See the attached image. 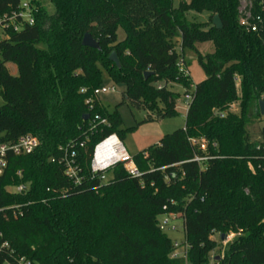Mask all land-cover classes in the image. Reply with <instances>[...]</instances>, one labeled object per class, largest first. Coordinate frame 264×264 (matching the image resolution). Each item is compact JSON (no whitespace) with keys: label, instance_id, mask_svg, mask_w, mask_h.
<instances>
[{"label":"trees","instance_id":"obj_1","mask_svg":"<svg viewBox=\"0 0 264 264\" xmlns=\"http://www.w3.org/2000/svg\"><path fill=\"white\" fill-rule=\"evenodd\" d=\"M23 1L0 0V18ZM241 1L49 0V12L29 0L33 23L6 29L0 40V141L31 134L39 146L10 156L0 177V264L21 257L31 264H209L220 253L212 230L237 234L221 264H264V127L259 138L249 131L264 97V31L240 25ZM191 11L207 13V21L188 20ZM86 33L98 49L82 45ZM205 42L214 51L202 55L196 46ZM185 51L196 54L205 78L188 94L184 127L132 155L140 177L121 163L105 180L92 176L95 145L113 133L123 139L117 106L142 108L147 121L176 114L170 86L190 84ZM102 72L125 87L113 111L98 97L92 108L86 103ZM235 101L238 112L229 109ZM70 146L82 175L76 185L61 161ZM195 155L208 158L197 163ZM19 184L23 192L7 190ZM162 214L184 220L186 259L170 257L175 248L159 229Z\"/></svg>","mask_w":264,"mask_h":264},{"label":"built area","instance_id":"obj_2","mask_svg":"<svg viewBox=\"0 0 264 264\" xmlns=\"http://www.w3.org/2000/svg\"><path fill=\"white\" fill-rule=\"evenodd\" d=\"M239 23L248 32H262L264 31V0H242L239 7ZM24 23H33L32 8L30 6L29 0H24L21 3L20 9L17 11H12L9 14L4 15L0 18V40L4 39L5 31L8 28H12L17 31L21 28ZM182 65V63H181ZM115 88L113 85H100L95 88L89 98H87L86 103L89 104V108H92L91 99L92 97H98L99 94L105 92H112ZM86 89L82 88L81 92H85ZM189 100V95L186 96V106ZM260 100H264L262 97ZM95 116V119H98ZM101 123H106L105 119L100 120ZM191 143L197 144L198 142L191 139ZM39 146V140L36 136L31 134H26L19 137L14 142L0 141V177L4 174L5 169L8 164V158L10 156H20L32 153ZM200 149H205V143L203 141L199 142ZM71 150L73 146H70ZM68 148H64L63 156L61 161L65 165V175L71 182L76 185L82 180L81 170L76 164L75 152L72 150L68 154ZM208 157L195 155L193 161L200 163L206 160ZM121 163L125 171L132 177H140L141 172L137 168L133 157L128 153L124 147L122 140L115 134H110L99 141L92 152V156L89 163V171L92 176L98 175L100 179L105 180V172ZM25 184H19L16 186H9L7 190L10 192L20 193L25 190ZM163 218L158 220V226L161 231H166L167 229L175 230L173 225H170V220L177 218L173 214H162ZM184 222V220H183ZM237 236L236 233L225 234L224 240H220V233H216L214 230L211 232V237L216 239L220 243V253L215 257L211 258L209 264H221L219 258L223 256V250L227 244ZM4 243L2 246H5ZM174 251L170 254L171 258H184L186 259V252L188 245L184 243L178 244L173 242ZM182 246V247H181ZM181 247V251L178 249ZM218 258V259H217ZM20 264H31L26 261L23 257L19 258ZM187 264V262H185Z\"/></svg>","mask_w":264,"mask_h":264},{"label":"rangeland","instance_id":"obj_3","mask_svg":"<svg viewBox=\"0 0 264 264\" xmlns=\"http://www.w3.org/2000/svg\"><path fill=\"white\" fill-rule=\"evenodd\" d=\"M181 0H172L173 7H177ZM40 2L47 8L49 12L54 10L53 5L49 0H40ZM187 19L193 22H206L207 13H194L188 12ZM124 38V31L122 27L117 29V39L122 40ZM198 52L202 55L212 53L214 51L213 44L211 42H205L197 44ZM185 62L187 65L188 74L190 76V84L188 87H184L177 83H172L170 89L177 96L176 100V114L171 117L158 118L156 114H153V120L147 121L146 117L148 112L142 108L130 107L126 104L117 106L118 112L123 121V139L122 143L129 154L135 155L149 146L159 142L160 138L169 134L177 129L184 127V119L186 114V96L194 90L197 83L205 78L204 71L197 61L196 54L192 51L184 52ZM1 59V56H0ZM6 68L8 72L16 76L18 71L17 67L13 63H7ZM101 85H113L115 90L112 92L101 93L98 96L100 103L105 106L108 111H113L116 105L122 99V92L125 87L121 83H113L106 72H102ZM237 96H240L239 82L236 83ZM4 104V100L0 95V106ZM230 110L238 112V101H235L230 105ZM264 127V115H260L257 122L250 126L249 131L254 138H259V129ZM110 177V173L106 175V178ZM159 216L158 219H162ZM183 219L180 217L170 220V225L175 227V230L167 229L165 233L167 236L178 244H183L184 237V225ZM228 233H233L229 231ZM182 247V246H181ZM181 247L178 249L180 252ZM9 264V263H4Z\"/></svg>","mask_w":264,"mask_h":264},{"label":"water","instance_id":"obj_4","mask_svg":"<svg viewBox=\"0 0 264 264\" xmlns=\"http://www.w3.org/2000/svg\"><path fill=\"white\" fill-rule=\"evenodd\" d=\"M212 24L216 29H221L222 28V23L221 20L219 19L218 15H214L212 18ZM82 45L83 46H87V47H91V48H99L98 43L96 42L95 39L92 38V36L88 33L84 34L83 38H82ZM109 60L112 61L117 67H120V62L119 59L116 55L115 52H112L109 55ZM150 72H146L145 76H147ZM258 108H259V113L260 115H264V100H259L258 101ZM84 119H88V115H85L83 117ZM225 238V234L222 233L220 234V240H224ZM218 259V258H217Z\"/></svg>","mask_w":264,"mask_h":264}]
</instances>
